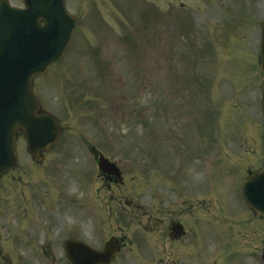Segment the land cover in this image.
<instances>
[{
	"label": "rangeland",
	"instance_id": "1",
	"mask_svg": "<svg viewBox=\"0 0 264 264\" xmlns=\"http://www.w3.org/2000/svg\"><path fill=\"white\" fill-rule=\"evenodd\" d=\"M66 3L79 28L34 90L45 111L63 109L55 113L63 132L38 164L16 138L18 167L0 180V264H68L64 241L101 249L110 236L128 244L111 264H260L264 225L248 222L240 190L264 164V77L256 67L264 0ZM94 150L122 160L125 183L136 176L133 167L143 176L123 192L102 186ZM178 162L191 164L180 178ZM169 164L171 179H154L150 192L148 172L169 171ZM180 190L201 195L200 254L185 256L178 245L184 257L171 260L163 242L146 237L142 248L135 245L137 223L160 238L167 222L158 214L163 201H150V193ZM116 194L142 223L108 216L120 207Z\"/></svg>",
	"mask_w": 264,
	"mask_h": 264
},
{
	"label": "water",
	"instance_id": "2",
	"mask_svg": "<svg viewBox=\"0 0 264 264\" xmlns=\"http://www.w3.org/2000/svg\"><path fill=\"white\" fill-rule=\"evenodd\" d=\"M64 1L23 0L25 8L15 10L0 0V176L16 168L17 131L24 135L26 151L36 162L59 136L55 119L40 111L32 94V80L60 60L76 27ZM259 60V70L264 74V21L260 27ZM260 94L264 115V83ZM98 167L117 175L100 156ZM241 195L254 212L264 217V168L247 177ZM117 251L115 240L108 242L102 252L77 241L64 244L65 258L70 264H109ZM261 259L264 261V246Z\"/></svg>",
	"mask_w": 264,
	"mask_h": 264
},
{
	"label": "flooded vegetation",
	"instance_id": "3",
	"mask_svg": "<svg viewBox=\"0 0 264 264\" xmlns=\"http://www.w3.org/2000/svg\"><path fill=\"white\" fill-rule=\"evenodd\" d=\"M121 178L115 179L114 177L101 174L102 186L106 188H118L117 192H123L124 188V177L125 169L119 164ZM137 169L133 167L132 172ZM163 179H167V174H160ZM134 178L130 177V181ZM153 191V190H151ZM198 190L194 192L183 190V193H172L165 194L163 198H158V194H151L150 201L157 199L158 204L163 201L164 208L158 211V214L165 217L166 224L163 227L162 236L159 238H153V230L146 224V227L140 229L138 226V232L147 233L149 238L155 239L159 242H165L169 245H179L182 242L189 246V250L193 251L194 255L200 254V248L198 243V222H200V211L201 208V195ZM187 193V194H185ZM116 201L125 202V207L118 210L117 215L128 219H138L137 211L135 206L131 205L124 196L116 194ZM128 208V211H127ZM144 215V213H143Z\"/></svg>",
	"mask_w": 264,
	"mask_h": 264
},
{
	"label": "bare ground",
	"instance_id": "4",
	"mask_svg": "<svg viewBox=\"0 0 264 264\" xmlns=\"http://www.w3.org/2000/svg\"><path fill=\"white\" fill-rule=\"evenodd\" d=\"M84 227H86V225H84Z\"/></svg>",
	"mask_w": 264,
	"mask_h": 264
}]
</instances>
